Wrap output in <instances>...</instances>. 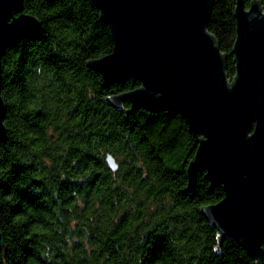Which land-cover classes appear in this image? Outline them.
I'll use <instances>...</instances> for the list:
<instances>
[{
  "label": "trees",
  "instance_id": "16d2710c",
  "mask_svg": "<svg viewBox=\"0 0 264 264\" xmlns=\"http://www.w3.org/2000/svg\"><path fill=\"white\" fill-rule=\"evenodd\" d=\"M23 7L41 28L2 59L0 264H257L237 242L220 245L201 213L224 191L204 174L189 188L199 144L186 120L106 101L141 84L105 86L89 67L114 49L99 10L88 0H23ZM235 9L236 0H214L208 25L229 80Z\"/></svg>",
  "mask_w": 264,
  "mask_h": 264
},
{
  "label": "water",
  "instance_id": "95a60500",
  "mask_svg": "<svg viewBox=\"0 0 264 264\" xmlns=\"http://www.w3.org/2000/svg\"><path fill=\"white\" fill-rule=\"evenodd\" d=\"M110 28L114 49L89 67L105 86L133 79L141 87L108 98L128 113L147 110L182 116L198 138L187 168L190 189L198 174L224 198L201 210L216 229L218 243L237 242L257 264L264 251V9L259 0L246 8L236 0V74L208 25L214 0H88ZM24 13L23 0H0V143L7 138L1 95L2 59L8 49L40 30ZM112 171L116 160L106 159ZM0 232V247L3 246Z\"/></svg>",
  "mask_w": 264,
  "mask_h": 264
}]
</instances>
